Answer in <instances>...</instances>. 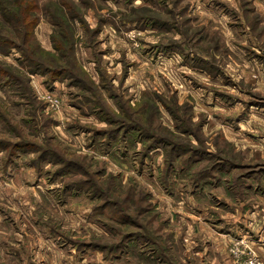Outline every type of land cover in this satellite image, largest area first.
Wrapping results in <instances>:
<instances>
[{"label":"rangeland","instance_id":"rangeland-1","mask_svg":"<svg viewBox=\"0 0 264 264\" xmlns=\"http://www.w3.org/2000/svg\"><path fill=\"white\" fill-rule=\"evenodd\" d=\"M24 1L93 86L0 53V264H264V0Z\"/></svg>","mask_w":264,"mask_h":264},{"label":"trees","instance_id":"trees-1","mask_svg":"<svg viewBox=\"0 0 264 264\" xmlns=\"http://www.w3.org/2000/svg\"><path fill=\"white\" fill-rule=\"evenodd\" d=\"M151 2H153V4H157V3L161 4L157 0H151ZM33 6H34L33 3H28V2L25 3L24 0H16L15 5L12 0H11V3H9L6 0H0V53L4 55H8L12 49H15L21 54L23 58L22 59L23 61H21V63L25 65V67L28 68V70L32 73L48 74L52 76V78L60 77L62 74L64 75L67 74L70 77V79L72 78L76 80V82L80 84L82 88L84 89H87L88 86H93L92 82L90 80L88 81L86 75L81 71L76 72V71H73L72 69L70 71L64 72V71H61V69L49 68L48 67L49 65H46L44 62L45 61L43 58L44 55L40 53L39 51H37V49L30 48L29 42H31L32 30L37 20L36 17L33 18V15H32V11L34 10ZM160 6H161L159 7L160 11H164L167 9V7L164 5H160ZM74 16H75L74 11H71L70 17L73 18ZM142 19L145 21L158 23V21H156L154 17L152 16H140V17H135L132 20H128L127 24L129 25V28L131 27L133 28L138 24L139 20H142ZM71 31L72 30L70 29V36L72 35ZM72 46H73V40L70 38V49H72ZM56 48H59V47H56ZM7 75L8 74L0 66V81L3 77H6ZM86 80L88 81L90 85L84 82ZM104 88L108 89L106 85L104 86ZM123 127H119L113 130L111 134L109 132L108 135H106V137L109 138L108 145H110L111 141L117 140L119 137L123 138L124 136L129 134V132L130 133L135 132L134 131L135 127H132L129 125H127V127L125 128ZM122 129H123V132H122ZM96 134L97 136H99V133H96ZM137 134L139 137L143 138L142 133L139 134L137 132ZM154 140L155 141L153 142L155 143H150L147 151L143 153L142 157H146L147 154H149L152 150L157 148V146L159 145V142L162 144H166L165 140L156 139V138ZM24 143H22L21 145H18V148H16L14 152H11V154H14V155L18 154L19 150L23 152H27L28 150H30L31 149L30 147L32 145L30 143H27V144L26 143L24 144ZM33 148H35L39 152L38 157H37V163L44 162L45 160L47 161L49 160L48 159L49 157H51V161L54 162L53 161L55 160L54 153H51L50 151H47L43 149L42 147H38V146H34ZM171 164H173V162Z\"/></svg>","mask_w":264,"mask_h":264},{"label":"clouds","instance_id":"clouds-1","mask_svg":"<svg viewBox=\"0 0 264 264\" xmlns=\"http://www.w3.org/2000/svg\"><path fill=\"white\" fill-rule=\"evenodd\" d=\"M138 2H139V0H138Z\"/></svg>","mask_w":264,"mask_h":264}]
</instances>
